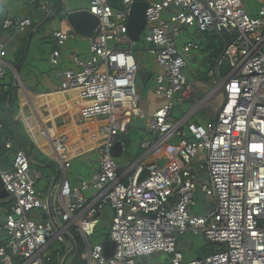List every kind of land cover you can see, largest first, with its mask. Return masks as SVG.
<instances>
[{
    "label": "built area",
    "instance_id": "2783aa9c",
    "mask_svg": "<svg viewBox=\"0 0 264 264\" xmlns=\"http://www.w3.org/2000/svg\"><path fill=\"white\" fill-rule=\"evenodd\" d=\"M77 1L87 3L99 20L88 57H73L79 70L62 69L63 50L73 35L56 31L50 63L60 90L76 92L79 131L49 125L38 129L40 147L63 173L45 198L22 147L11 169L0 167L3 188L14 201L7 210L0 264H137L159 253L172 256L171 264H264V0H257L256 16L245 9L244 0L148 2L144 51L158 67L155 94L164 99L151 116L141 103L140 46L128 29L135 1L123 0V10L109 0ZM171 8L176 12L165 16ZM42 9L52 14L48 3ZM32 26L30 18H22L8 19L3 27L22 33ZM185 29H192L199 41L179 46ZM210 33L231 41L209 74L208 95L175 119L176 105L193 102L189 59ZM7 56L0 37V80L6 77ZM220 95L224 103L215 122L192 121ZM3 96L0 91V108ZM133 119L145 121L152 138L141 143L136 161L122 167L113 151L120 142L118 153H126L121 137ZM3 130L0 122V134ZM175 138L179 143L170 144ZM14 144L9 138L5 147ZM163 149L168 156L157 159ZM90 154H95L88 159L93 172L73 184L67 171L74 160ZM199 194L209 204L204 215L193 212ZM107 209L113 212L108 240L116 243L110 259L103 243L90 242ZM187 233L201 235L217 252L186 262L177 245ZM79 238L82 263H76ZM58 242L65 254L54 261L49 250Z\"/></svg>",
    "mask_w": 264,
    "mask_h": 264
},
{
    "label": "crops",
    "instance_id": "0c3cea01",
    "mask_svg": "<svg viewBox=\"0 0 264 264\" xmlns=\"http://www.w3.org/2000/svg\"><path fill=\"white\" fill-rule=\"evenodd\" d=\"M134 1H145L148 3L149 0ZM44 3L50 5L52 10L51 15L42 9ZM0 8L6 12V20L30 18L33 21V26L25 32L17 33L12 29L5 30L3 27L0 33V37L4 39L8 46V56L5 65L6 77L0 80V91L3 92V98L8 95L12 97L16 93L19 101V110L16 115L10 117V121L4 122L5 115L2 113V107L0 108V122L4 127L3 132L0 134V141L3 142L0 143V156L3 158L6 153H12L11 161L4 158L5 162H1L0 167L2 169H11V163L14 161L16 151L21 148L19 142H16L6 134V126L11 129L13 128L16 132L19 129L28 136L29 143H32L34 147L45 156L50 165H52V168L55 167L53 169L52 178L43 180L42 187H40V181L37 178V190L41 197L45 198L53 188V185L55 186L57 181L63 177V173H60L58 167L51 161L47 150L40 147L38 129H40L42 125H49L67 128V131L72 133H74V131H79V117L76 108L73 106L74 95L60 90V79L57 76V69L50 63V57L54 51L55 44L53 34L56 31H66L73 35V38L67 43L63 50L62 64L64 63V65L62 69L79 70L78 67L73 64L72 59L76 55L80 59L88 57L91 40L93 38L90 34L96 31L94 30L92 32L93 23L86 15L74 18L73 23L69 20L71 14L89 12L88 4L77 0H55V3H53V0H0ZM194 36V39L198 40L195 32ZM204 37L205 39L201 42V45L205 41H208L207 35ZM187 42L190 41H183L182 44ZM137 57L142 71L149 73L146 81H142L140 85L141 97H143L145 85L152 77L151 72L146 69V65L143 62L152 60V58L146 55L145 51L140 49V47L137 51ZM214 62L213 64L215 67ZM192 73L197 78L194 86H192L194 102V96H197L200 91L205 93L203 99L208 95L211 89V79H209V81L207 80V83H205L202 75H198L195 71H192ZM151 94V96L144 99L142 102V107L145 109L148 116H151L164 103V99L155 94V87ZM28 110H30V112H28ZM197 115L198 113L192 117V121L195 120ZM30 121L32 122L29 123ZM17 123L21 126L17 127ZM198 123H200V121H198ZM9 138L13 139L15 142L13 148L10 150L5 147L6 141ZM143 139L149 140L146 138ZM144 140L139 144L140 152V145ZM125 154L126 153L120 156L119 159L125 156ZM82 160L88 161V158L84 157ZM121 160L119 163L122 167H126L130 163L128 162L126 164V160ZM89 168L90 171L87 176H82L87 178L91 175L93 169L91 167ZM43 169L49 170L50 167L47 165L44 166ZM78 177L71 180L73 184L78 183ZM58 185L59 183L56 186ZM200 195L201 194L198 196ZM13 202V198L10 195L7 198L0 199V205L2 206V211L0 212V245H2L6 239L3 228L7 210L12 207Z\"/></svg>",
    "mask_w": 264,
    "mask_h": 264
},
{
    "label": "rangeland",
    "instance_id": "374dc122",
    "mask_svg": "<svg viewBox=\"0 0 264 264\" xmlns=\"http://www.w3.org/2000/svg\"><path fill=\"white\" fill-rule=\"evenodd\" d=\"M53 3H55V0H53ZM244 6L245 9L248 12H250V14L253 16H256L259 13L260 3L257 0H244ZM174 12H176V9L171 8L165 11L164 15L166 16L167 13H174ZM194 37H195L194 31L192 29H185L179 36V46H181L183 41L198 42L199 40H195ZM207 39L208 41H205L201 45V50L194 51L189 59V63L192 71H195V73H197L198 75H202V77L205 80V83H207V80L209 81V79H211L209 76L210 74L209 72L214 68V64H213L214 55L217 52H220V50H222L223 47H225V42L219 39L215 33L207 34ZM139 46L140 49L143 50H146V48L148 47L147 44L145 43V32H143L140 37ZM145 53L146 55H148L146 51ZM143 63L146 65V69H148L151 72L152 77L145 85V92L143 97H141V103L144 101V99L152 95L151 93L154 91V87H155V83H153V75H155V72L158 69L153 58L152 60L145 61ZM63 65L64 63L62 64V66ZM191 69H187L186 73L190 84L194 86L195 80H197V78L193 75ZM204 94L205 93H202V91H200V93L197 96H194L195 99L194 102L186 103L182 107L176 105L173 112V117L175 119L183 118V116L192 109L195 103H198L203 99ZM223 103H224V96L220 95L219 97L211 101V103L207 107H205L203 110H201L198 113L194 122L198 123V121H200V123L205 126L212 122H215L217 114ZM28 112H30V110H28ZM144 122L145 121L139 119H133L132 128H134L135 130L133 131L132 134H130V136L122 137L121 141L124 142L125 144L127 143V152L125 156L119 159V161L121 159H122L121 161L126 160V164H127L128 162L131 163L133 161H136L140 157L141 153L139 150V144L142 138H146V139L152 138V135L149 134L148 130L146 129V124H144ZM139 127L141 128L140 130H138ZM178 143H179L178 139L175 138L171 141L170 144L177 145ZM156 156L162 159V158H166L168 156V153L165 152L163 149L159 151ZM4 158H7L11 161L12 153L11 152L6 153L3 158L0 156V164L1 162H5ZM83 158L74 160V162L72 163V168L68 170V176L70 178L69 179L70 181L74 180V178H77L78 176L81 175L87 176V174L90 171L89 168L90 161L95 159V154H90L89 158L86 157L90 161L82 160ZM42 160L44 159L42 158ZM54 168L51 167L49 170L41 169V168L33 170V175L36 178H38L40 181L39 182L40 187L43 186V180L47 178H52ZM208 205L209 204L205 201V199H202L201 195L198 196L197 205L193 210L194 215H204L206 213ZM112 215L113 212L111 211V209H107L104 215L103 223L99 227V233H97L95 236L90 238V242L92 244H100L106 241L105 235L108 233V229L111 224ZM78 247L79 249H78L77 263H79V261L82 260L83 258V243L80 238L78 239ZM177 249L182 252L186 262L195 260L197 258H204L207 256H211L214 253H216L218 250L217 246L206 243L201 235H197L194 233H187L183 235L178 242ZM111 250L114 251V248L111 247ZM49 253L50 255L53 254L54 261H57L60 257H62L65 254L64 245L59 242L54 244V246L49 250ZM171 261H172V256L164 253H159V254L143 257L137 261V264H171Z\"/></svg>",
    "mask_w": 264,
    "mask_h": 264
},
{
    "label": "water",
    "instance_id": "95a60500",
    "mask_svg": "<svg viewBox=\"0 0 264 264\" xmlns=\"http://www.w3.org/2000/svg\"><path fill=\"white\" fill-rule=\"evenodd\" d=\"M110 4L112 5L113 8L117 9V10H123L124 6H123V0H109ZM148 7V3L145 1H135L134 4L131 7V11L129 14V18H128V29H129V36L131 37V39L134 42H138L140 41V37L142 35V33L145 31L146 28V24H147V19H146V9ZM81 15H86L90 18V20L92 21V32L95 30H97V28L99 27V20L94 17L93 15H91L89 12H85L82 14H71L69 16V20L71 21V23H73V19L81 16ZM7 15L6 12L3 11L0 8V33L2 31V28L4 26V22L6 21ZM74 26V24H73ZM78 32V31H77ZM91 37H95V32L90 34ZM220 37L222 38V36L220 35ZM148 72L146 71H141L139 73L141 80L143 82L146 81L147 76H148ZM0 143H3L2 141H0ZM121 144L120 142H118V144L116 145V148L113 151V154L115 157L119 158L121 156L120 153H118V149L120 148ZM9 197V193L6 192V190L3 188V183L2 180L0 178V199H4ZM204 239V241L206 243H208V241L202 237ZM209 244V243H208ZM111 247L114 248V251L111 250ZM103 248H104V254L106 256L107 259H110L116 249V243L113 241H109L106 240L103 243Z\"/></svg>",
    "mask_w": 264,
    "mask_h": 264
},
{
    "label": "trees",
    "instance_id": "16d2710c",
    "mask_svg": "<svg viewBox=\"0 0 264 264\" xmlns=\"http://www.w3.org/2000/svg\"><path fill=\"white\" fill-rule=\"evenodd\" d=\"M216 36L225 42V46L229 44L230 40L225 35H223L222 38L218 35H216ZM224 48L225 47H223V49L220 50V52H217L214 55V60H215V58L216 59L219 58V56L223 53ZM1 107H2V113H4V115H5L4 122L10 121V117L16 115L18 110H19V101H18L17 94L15 93L12 97H10L9 95L5 96L3 98V103L1 105ZM16 126L20 127L21 125L17 123ZM140 129L141 128L139 127L138 130H140ZM5 130H6V134L9 137L13 138L16 142H19L22 149L24 151H26V153L28 154V156L31 160V163H32V171L36 170L38 168L43 169L44 166H47V165H49L50 168L52 167V165H50L49 161L45 158V156L40 151H38L32 143H29V138L24 132H21L19 129L16 132L15 130H13V128L11 129V128H8L7 126H6ZM134 130L135 129L132 128V126H131L129 133L126 136H130V134H132ZM126 136H123V137H126ZM142 140H144V139L142 138ZM126 145H127V143H126ZM42 158L44 160H42ZM38 164H41V165H38ZM42 165H44V166H42ZM105 236H106V240H108L109 239V229H108V233ZM77 260H78V256H77ZM81 261L82 260H80L79 263Z\"/></svg>",
    "mask_w": 264,
    "mask_h": 264
},
{
    "label": "bare ground",
    "instance_id": "6f19581e",
    "mask_svg": "<svg viewBox=\"0 0 264 264\" xmlns=\"http://www.w3.org/2000/svg\"><path fill=\"white\" fill-rule=\"evenodd\" d=\"M69 93H72L74 95V99H73V106L74 108H76V106L74 105V100L76 99L75 95H76V92L75 91H72V92H69ZM33 121V120H32ZM32 121H30L29 123H31ZM47 124V123H46Z\"/></svg>",
    "mask_w": 264,
    "mask_h": 264
}]
</instances>
